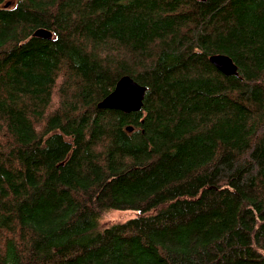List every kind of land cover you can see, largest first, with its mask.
Here are the masks:
<instances>
[{
	"label": "trees",
	"instance_id": "1",
	"mask_svg": "<svg viewBox=\"0 0 264 264\" xmlns=\"http://www.w3.org/2000/svg\"><path fill=\"white\" fill-rule=\"evenodd\" d=\"M0 264H264V0H0Z\"/></svg>",
	"mask_w": 264,
	"mask_h": 264
},
{
	"label": "water",
	"instance_id": "2",
	"mask_svg": "<svg viewBox=\"0 0 264 264\" xmlns=\"http://www.w3.org/2000/svg\"><path fill=\"white\" fill-rule=\"evenodd\" d=\"M10 3L8 2L6 6L8 7ZM34 36L52 38L53 33L49 29L39 28L34 32ZM210 60L226 75L237 73V65L228 55L215 54ZM146 91V85L126 75L118 81L115 90L100 102L99 106L124 112L139 111L143 107ZM133 128L134 126H129L128 130L131 131Z\"/></svg>",
	"mask_w": 264,
	"mask_h": 264
},
{
	"label": "rangeland",
	"instance_id": "3",
	"mask_svg": "<svg viewBox=\"0 0 264 264\" xmlns=\"http://www.w3.org/2000/svg\"><path fill=\"white\" fill-rule=\"evenodd\" d=\"M135 214L136 213L131 211V210L117 211L113 214L111 219H109L107 221H123V220L130 218V217L135 216Z\"/></svg>",
	"mask_w": 264,
	"mask_h": 264
},
{
	"label": "clouds",
	"instance_id": "4",
	"mask_svg": "<svg viewBox=\"0 0 264 264\" xmlns=\"http://www.w3.org/2000/svg\"><path fill=\"white\" fill-rule=\"evenodd\" d=\"M103 215H107V213ZM103 215L100 218H98V224H100L101 226H114L116 223L120 222V221H105L103 219Z\"/></svg>",
	"mask_w": 264,
	"mask_h": 264
}]
</instances>
